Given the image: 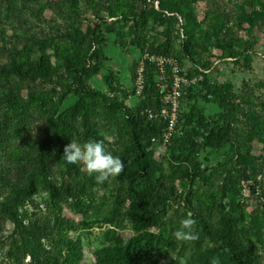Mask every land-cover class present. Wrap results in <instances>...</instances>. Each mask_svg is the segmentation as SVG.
I'll use <instances>...</instances> for the list:
<instances>
[{"label": "rangeland", "instance_id": "rangeland-1", "mask_svg": "<svg viewBox=\"0 0 264 264\" xmlns=\"http://www.w3.org/2000/svg\"><path fill=\"white\" fill-rule=\"evenodd\" d=\"M150 50L199 79L168 144L147 129L135 187L162 184L164 198L144 226L125 112ZM228 111L229 142L194 155ZM229 231L264 264V0H0V264H116L130 245H150L153 264H229Z\"/></svg>", "mask_w": 264, "mask_h": 264}, {"label": "trees", "instance_id": "trees-1", "mask_svg": "<svg viewBox=\"0 0 264 264\" xmlns=\"http://www.w3.org/2000/svg\"><path fill=\"white\" fill-rule=\"evenodd\" d=\"M134 26L135 29H137L139 27V23L135 22ZM134 37L136 39L137 47L142 52L143 48L140 44L141 40L137 30L135 31ZM150 53L160 54L158 52H154L153 50H150ZM162 55L169 56L164 53H162ZM90 57L95 59V61L98 63L101 61L100 56H98L96 52H93ZM145 75H148V80H146L145 83L141 104L134 110H127L125 112V116L130 126V137L134 149V155L132 157L134 166L129 170L127 176L129 181V191L131 194H133L131 202L135 211L140 216V223L144 226H148L152 225V223H154V221L157 219L159 207L161 206L164 198V192L162 184L155 186L153 189L145 188L139 191H137L135 187L137 179L144 173V142L145 140L150 139L151 141L152 139V136L147 133V129H149L150 126H156L158 136L161 135L162 131L161 124L156 122H148L140 115V111L143 108H157L159 105L153 68L147 65ZM83 92L88 97L100 98L98 94L91 92L86 87ZM231 113V111L224 112L216 121L212 122V124L207 129L204 141L202 143L191 144V151L194 155H198L205 146L212 147L214 149H220L229 142V133L231 129V121L229 120V116ZM172 138L170 140H172ZM170 140L166 144H168ZM50 156V150L48 149V146H46L45 152L38 157L41 171H45L50 167ZM202 173L203 172L200 169L199 164L195 161L191 178H199ZM73 180L74 172L70 169L66 170V179L63 180L61 185L64 192L71 198H75L77 196ZM185 203L187 205H190L191 203L189 192L185 197ZM129 249L130 260L123 261L122 258H119L116 264H153V248L150 245H144L140 248H135L130 245ZM225 249L226 254L228 255L229 264H253L249 254L246 252L239 239L230 233V231L227 234Z\"/></svg>", "mask_w": 264, "mask_h": 264}, {"label": "built area", "instance_id": "built-area-1", "mask_svg": "<svg viewBox=\"0 0 264 264\" xmlns=\"http://www.w3.org/2000/svg\"><path fill=\"white\" fill-rule=\"evenodd\" d=\"M147 65L154 70L159 105L157 108H143L140 115L148 122L162 125L160 142L166 144L177 128L184 90L199 78L187 77L177 60L171 56L145 52L136 68L133 88L136 98L143 96ZM151 140L154 141L153 138Z\"/></svg>", "mask_w": 264, "mask_h": 264}]
</instances>
